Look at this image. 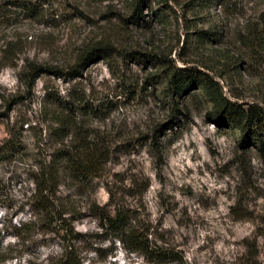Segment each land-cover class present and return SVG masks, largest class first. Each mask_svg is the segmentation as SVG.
I'll return each mask as SVG.
<instances>
[{
  "label": "rangeland",
  "instance_id": "obj_1",
  "mask_svg": "<svg viewBox=\"0 0 264 264\" xmlns=\"http://www.w3.org/2000/svg\"><path fill=\"white\" fill-rule=\"evenodd\" d=\"M136 1L0 0V146L18 145L0 158L3 264L55 263L63 233L30 200L32 179L85 139L108 158L85 183L62 163L55 199L93 235L85 264H147L99 235L114 205L174 253L164 264H264V148L243 143L198 85L264 107V0H145L135 23ZM93 47L100 56L72 70ZM173 67L193 78L180 96Z\"/></svg>",
  "mask_w": 264,
  "mask_h": 264
},
{
  "label": "trees",
  "instance_id": "obj_2",
  "mask_svg": "<svg viewBox=\"0 0 264 264\" xmlns=\"http://www.w3.org/2000/svg\"><path fill=\"white\" fill-rule=\"evenodd\" d=\"M145 0H137L135 7L130 16V20L137 23L141 20L142 6ZM21 7L27 11L30 17L37 16L36 6L31 5L30 2H24ZM206 34V33H203ZM102 48L93 47L89 52H86L72 70L78 71L86 64L88 58L100 56ZM177 67H173V72L168 80V88L180 96L186 90L190 82L193 81L192 76L185 73ZM200 88L212 96V100L218 106L219 113L223 114V118L232 124H236L239 132L242 133L243 143L251 142L259 151L264 148V107H259L255 104H247L243 108L237 103L224 100L221 95H214L212 90L219 88L217 82L208 79H201L198 82ZM220 91V89H218ZM67 108V107H66ZM60 124L62 129H72L71 121L64 119ZM18 145L14 142L7 141L0 146V158L5 157L13 151H16ZM108 158L107 150H101L98 146H92L90 139L79 140L78 143L71 149L61 152L59 157H50L49 161L43 167L37 169L38 179H32L34 184V193L30 200L38 203L36 210L45 214V218L49 219V224L63 233L65 244L60 255L55 260L54 264H85V258L82 256L83 252L97 253L98 248L94 247L95 241L90 244L85 234L80 236L63 218L66 211H62L61 207L55 202L57 188L61 175L58 174V167L63 163V170L68 172L71 179L77 182H87L93 174L96 164L105 162ZM111 200V199H110ZM110 212L101 215L100 223L97 225L100 233H109L113 239L121 244L122 249L129 254L142 255L147 264H164L168 261H177L174 253L167 249L156 246L153 242L148 240L147 234L140 232L137 228L129 223L128 216L123 208L115 206ZM75 221V219H74ZM73 222V221H72ZM27 226V225H23ZM98 234H95V236ZM19 237L18 234L15 235ZM87 238V240L85 239ZM7 258H0V264L6 262Z\"/></svg>",
  "mask_w": 264,
  "mask_h": 264
}]
</instances>
